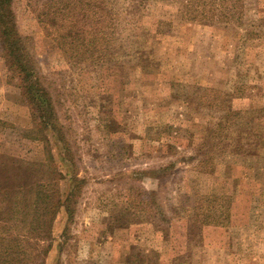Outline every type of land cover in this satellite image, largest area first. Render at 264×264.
Segmentation results:
<instances>
[{
	"label": "rangeland",
	"instance_id": "374dc122",
	"mask_svg": "<svg viewBox=\"0 0 264 264\" xmlns=\"http://www.w3.org/2000/svg\"><path fill=\"white\" fill-rule=\"evenodd\" d=\"M55 1L13 2L70 145L74 167L49 134L61 189L75 171L86 180L66 246L61 210L45 264L151 251L143 264H264V0L229 24L188 20L177 1L112 0L121 20L105 40L91 15L77 38L41 25ZM32 125L0 55V155L44 161L24 137Z\"/></svg>",
	"mask_w": 264,
	"mask_h": 264
},
{
	"label": "trees",
	"instance_id": "16d2710c",
	"mask_svg": "<svg viewBox=\"0 0 264 264\" xmlns=\"http://www.w3.org/2000/svg\"><path fill=\"white\" fill-rule=\"evenodd\" d=\"M172 1L181 2L184 18L188 20L229 24L232 20L242 21L244 15L245 0ZM13 2L0 0V55L9 78L20 88L33 120L24 137L42 142L45 160L34 162L0 155V264H45L53 246L54 222L61 210L67 216L60 235L59 251L66 246L86 180L77 176L75 171L68 177V190L61 189L60 182L66 177L55 162L49 134L55 135L65 158L74 167L70 145L48 88L36 70L26 38L18 30ZM53 5L54 8H46L39 16V22L52 33L55 30L60 39L81 35L84 29H78L77 23L81 25L85 19L88 25L90 15L92 21L89 25L94 23L96 26L94 36L98 35L102 40H105V27L110 33L120 24V10L113 8L112 0H57ZM68 22L71 29L65 31L62 27L66 29ZM160 24L161 20H154L147 34L159 33ZM90 32L86 31L85 35ZM77 47L72 45L70 49L78 51ZM155 254L152 251L136 256L129 254L125 264H143L145 258L149 260Z\"/></svg>",
	"mask_w": 264,
	"mask_h": 264
}]
</instances>
